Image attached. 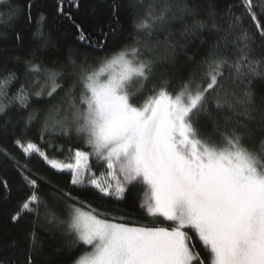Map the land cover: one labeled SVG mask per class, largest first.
I'll return each instance as SVG.
<instances>
[{"label":"snow or ice","instance_id":"1","mask_svg":"<svg viewBox=\"0 0 264 264\" xmlns=\"http://www.w3.org/2000/svg\"><path fill=\"white\" fill-rule=\"evenodd\" d=\"M73 7L78 10L81 0L57 2L58 14L71 22L77 39L90 44L92 34L74 19ZM109 7L118 23L120 0ZM126 8L129 41L98 68L71 51L50 67L39 61L41 50L56 46L41 14L33 33L36 48L22 61L25 79L15 72L0 76V131L14 122L31 127L37 119L33 97L39 102L59 90L64 102L49 109L41 138L49 128L68 137L75 133L91 149L76 150L69 158L74 163L51 160L35 143L20 138L14 143L25 157L23 164L6 149L0 152L29 190L11 221L34 216L39 223L43 210V225L64 237L54 256L86 246L82 254L69 256L68 264H264V0L224 7L218 0H126ZM24 15L15 0H0V20L7 19L8 26ZM107 38L100 28L97 46ZM190 45L203 50V56L198 61L188 56L197 70L170 92L168 80L156 77L159 65L187 55ZM64 81L70 86L64 88ZM14 82L18 87L10 92ZM213 104L217 110L243 106L246 120L221 129ZM202 114L212 121L211 132L201 128ZM33 155L70 172L73 186H91L117 201L125 199L130 185H143L140 207L170 225L132 226L123 216L109 219L63 190L54 189L50 205L41 199L28 168ZM90 156L105 168L102 178L92 171ZM0 188L10 189L7 180H0ZM28 235L24 264H37L42 247L36 228ZM0 264H6L4 258Z\"/></svg>","mask_w":264,"mask_h":264},{"label":"trees","instance_id":"2","mask_svg":"<svg viewBox=\"0 0 264 264\" xmlns=\"http://www.w3.org/2000/svg\"><path fill=\"white\" fill-rule=\"evenodd\" d=\"M15 2L24 9L25 15L15 20L11 26H8L7 19L0 20V76L15 72L20 80L25 79V66L22 61L29 58L31 51L36 48L33 33L37 30L41 14L46 17L44 29L50 34L56 45L48 50H41L39 53V61L49 67L54 63L64 61L71 51L77 54V59L86 57L89 65L98 68L101 61L110 57L129 41V33L132 31L131 17L126 8V0H120L118 23L112 21L110 12L109 6L113 0H81V7L78 10L75 7L71 9L74 19L78 23H83L92 34V42L87 45L81 44L77 39L76 29L71 22L58 14V0H15ZM218 2L221 7L238 4V0H218ZM93 8L96 9L95 15H92ZM236 11L239 14L242 10L237 7ZM29 13L31 20L27 18ZM110 25L111 31H109ZM100 28L108 32L107 42L103 47L97 46L96 41ZM17 34L23 37L22 42L16 39ZM159 51H163V49ZM188 56H193L198 61L203 56V50L198 51L195 46L190 45L187 49V55L181 53L175 58L174 63L159 65L156 77L164 76L168 80L170 92H176L181 83L197 70V64L190 63ZM17 57L20 58V61H17ZM63 84L64 88H67L70 86V81H64ZM17 87L18 82H14L10 92H15ZM76 95L79 96V90H77ZM63 102L64 92L59 90L53 98L45 96L39 102L33 97L32 109L36 111L37 119L27 129L23 127L22 123L14 122L9 125L8 131H0V152L6 149L8 153L23 164L25 157L14 143L15 139L20 138L25 143L29 141L35 143L51 160L59 163H74L69 158L74 155L76 150L86 152L89 149L81 139L75 136V133L68 137L49 128L41 138L44 120L49 115V109H55ZM66 106L64 104V107ZM210 107L212 108L213 119L219 121L221 129H224L225 126H234L237 120H246V116L243 114V106L237 105L235 110L228 108L217 110L214 104ZM52 114L54 115V112ZM228 117L231 119H227ZM13 119L15 120V117ZM200 126L201 128L206 127L211 132L212 121L202 114ZM27 164L31 170L32 178L37 179L38 193L41 199L48 201L50 205L52 204L51 196L54 189L63 190L71 192L85 205H91L100 212L108 213L110 219L112 216H123L127 223L161 225L159 222H151L152 218L142 215L143 209L140 208L134 197L135 194L131 191H128L124 200L117 201L114 198L103 197L91 186L85 188L73 186L70 172L53 169L38 155L28 158ZM89 165L94 169L91 163ZM0 180H7L10 186L8 190L0 188V258H4L6 264H24V257L28 251V234L34 227L42 247V251L36 257L37 264H48L50 259H56L59 264H68L69 256L82 254L85 246L78 247L63 255H53L64 237L60 232H54L51 228L43 225V210L39 223L35 222L34 216L17 223L11 221V216L19 207V202L25 198L29 190L23 186L22 178L17 169L4 155H0ZM194 242L199 244L198 240Z\"/></svg>","mask_w":264,"mask_h":264},{"label":"rangeland","instance_id":"3","mask_svg":"<svg viewBox=\"0 0 264 264\" xmlns=\"http://www.w3.org/2000/svg\"><path fill=\"white\" fill-rule=\"evenodd\" d=\"M86 152H91V149L89 148ZM88 163H91V166H93L94 169H92V168L91 169H92L93 172L96 173L97 177L102 178L101 177V173H103L105 171V168L100 164V162L97 161L96 157L95 156H90V159H89ZM48 165L50 166V164H48ZM65 172H68V171H65ZM128 191H131L132 193L135 194L134 197H135L137 203L140 206L142 204L144 198H145V191H146L145 187L143 185H141V184H137L135 186L130 185L129 186V190L126 191L125 195L128 193ZM85 210H87V209H85ZM141 213H142L143 216L149 217L147 215V213L144 211V209L142 210ZM135 216H138V214H135ZM150 218H152V217H150ZM123 222L124 223H127L125 221H123ZM151 222H154V223L155 222H159V223H161V225H155V224L154 225H151V224H134V223H128V224H130L132 226H145L146 225V226H163V227H168L170 225V223H171L169 221L163 220V218H156V219L152 218Z\"/></svg>","mask_w":264,"mask_h":264}]
</instances>
